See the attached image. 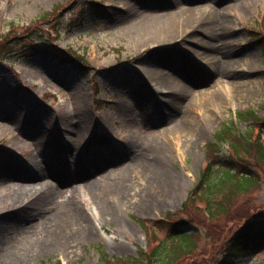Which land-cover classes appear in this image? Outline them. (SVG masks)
<instances>
[{"label":"rangeland","instance_id":"1","mask_svg":"<svg viewBox=\"0 0 264 264\" xmlns=\"http://www.w3.org/2000/svg\"><path fill=\"white\" fill-rule=\"evenodd\" d=\"M188 1L0 0V176L5 172L7 185L29 190L51 179L39 177L36 164L52 162L50 169L73 179L67 183L56 174L65 183L52 179L49 194L74 192L92 228H79L72 209L53 199L13 214V201L5 195L0 264H105L101 251L149 264L140 252L150 244L166 239L176 248L168 238L172 222L193 232L194 247L173 264H217L228 239L243 226L256 221L264 229L261 148L239 154V169L253 171L248 190L240 187L238 170L220 192L226 198L222 208L208 209L203 193L185 204L208 160L220 166L227 154V143L210 150L215 132L232 122L240 131L252 125L256 136L263 126L237 113L254 109L264 117V56L250 32L264 15V0H215L208 8L229 14L231 25L216 40L210 39V22L196 36L208 45L229 40L226 53L244 68L225 75L203 63L201 47L187 53L192 43L170 31ZM209 4L198 3L203 9ZM190 62L202 72H190ZM134 65H148L164 78L171 73L189 88L175 83L177 91L170 85L158 96L151 73ZM211 88L222 89L223 97L199 96ZM63 221L79 229L76 241L68 242ZM58 237L63 245L54 241ZM36 240L44 245L40 252ZM262 248L235 264H264Z\"/></svg>","mask_w":264,"mask_h":264},{"label":"trees","instance_id":"2","mask_svg":"<svg viewBox=\"0 0 264 264\" xmlns=\"http://www.w3.org/2000/svg\"><path fill=\"white\" fill-rule=\"evenodd\" d=\"M250 32L251 40L259 46L264 56V15L261 16L257 25L250 26ZM1 54L0 58L3 59L4 57ZM237 116L239 119L248 120L249 123L261 120L263 126L259 129L256 136L252 125L249 130L240 131L232 122L225 123L215 132V140L209 144L210 150L215 148L219 150L222 144L227 143L229 147L227 149L228 153L223 157L224 160L220 166H216V162L212 158L208 160V163L201 170L197 183L189 192L185 201L187 206L194 203L203 193L208 201V209L222 208L224 206L222 201L226 198L222 200L220 192L227 184L236 179L235 176L238 170L243 172V174H239L241 177L237 179L240 187L243 190H248L252 186L254 180V177H252L253 171L250 168L239 169V154L242 148L253 150L261 148L259 160H264V117L262 118L254 109L239 111ZM157 223L161 222L158 221ZM258 226L256 221H251L232 235L228 239L226 248L222 251V256L217 264H235L236 258L262 250L264 229H260ZM168 230V238L175 241L176 248L171 250L166 239H163L157 245L150 244L147 249L148 252L147 250L144 251V249L140 252L142 255L145 253V261H148L149 264H173L182 254V256L189 254L194 249L191 245L193 232L186 231L181 226V223H169ZM246 240L248 242L244 244ZM101 259L105 264H138L140 257L117 258L101 251Z\"/></svg>","mask_w":264,"mask_h":264},{"label":"bare ground","instance_id":"3","mask_svg":"<svg viewBox=\"0 0 264 264\" xmlns=\"http://www.w3.org/2000/svg\"><path fill=\"white\" fill-rule=\"evenodd\" d=\"M210 4L209 6H206L204 9L198 5L200 0H189L188 1V6L183 7L184 10L182 11L183 13L180 15L179 19L177 20L175 29H171L170 31L174 34V36H177L180 41H188L191 42L192 44L188 46L187 48V53H194L199 50L195 49V46L201 47L200 49L203 50V52H200V57L205 59L203 62L204 64H207L209 61L211 65L214 67L215 70L221 71L224 73L226 70L232 69H244L240 63V59L238 57H232L231 53L229 52L228 54L225 51V45L230 42L229 40L222 41L221 46L218 45V43H211L208 45L205 39L199 38L196 36V33L199 30H206L205 25L210 22L211 26H209L208 31L214 32V37H211L210 39L216 40L218 38V34L220 30H225L228 28L230 24L231 19L228 17L229 14L225 15L224 11L222 14L217 12L216 10H208V8H213L211 7V3L215 0H209ZM216 42V41H214ZM210 48V49H209ZM212 50V52H211ZM217 50V53L215 54ZM187 53H184L185 56H188ZM219 55L224 56L226 59L219 61ZM148 59L145 58V62ZM148 62V61H147ZM193 62L188 63V69L190 72L193 71V74H199L202 72L203 68L195 64ZM138 69H145L146 71H149L152 75V80H153V92L157 94L158 96H161L159 94L162 91H166L165 88L169 87L171 90H176V85L175 83H178L179 85L184 86L185 88H189L187 84H184L178 77L173 76L171 73L166 78L163 77V75L158 74L154 68L150 66H143L140 67L138 65H134ZM184 79V78H183ZM188 80V79H187ZM192 80V79H191ZM190 86V85H189ZM177 91V90H176ZM200 97H208V101L211 98H216L217 96L223 97L222 89L220 88H211L207 92H203L199 95ZM205 102L207 103L206 99L204 98ZM6 122H11V119L9 117L5 118ZM8 129L10 127L7 126H2V129ZM166 153V152H164ZM78 155V153H77ZM62 160V158H60ZM89 163L94 162L95 158L88 156L86 159ZM46 165L44 166H39L36 164V169L38 176L42 177L45 176L47 178H50L49 180H46L42 182L39 186H32L29 190H21L17 186H10L7 185L6 182H4L5 176L7 175L5 172H2L3 175L0 176V200L3 196H8V198L13 201V214L18 213L19 211H26V210H31L35 209L36 207H39L47 202H52V199L55 200L62 208L65 210H70L72 209L69 214L72 216L75 220V223L79 225V228L83 229L84 231H91V223L88 220H83V215L81 214V210L76 205L77 197L75 196L74 192L69 194L67 197H64V195H60L57 198H53V194H49V191L54 188L55 186L53 185V180H56L59 182L60 185L65 183H69V180H72L73 177L70 176L69 173H59L58 171H54L50 169V164L52 162L46 161ZM30 167V166H27ZM23 168H26L23 166ZM58 175H62L63 178H61ZM88 174V173H87ZM87 174L85 176H87ZM77 180L79 178V175L76 176ZM64 180V181H63ZM68 216V218L70 217ZM67 218V219H68ZM75 223L68 222V221H63L62 227L65 233H67V240L76 241V238L78 234L75 233L74 230H79L77 227L75 228ZM61 226V225H60ZM61 227V228H62ZM39 240H36L34 243H36V246H38V252L42 251L43 248V243L38 242ZM54 241L60 246L63 245L64 243L60 239V237L55 238Z\"/></svg>","mask_w":264,"mask_h":264}]
</instances>
